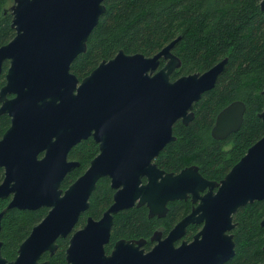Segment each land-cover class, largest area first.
I'll return each mask as SVG.
<instances>
[{"label": "water", "instance_id": "obj_1", "mask_svg": "<svg viewBox=\"0 0 264 264\" xmlns=\"http://www.w3.org/2000/svg\"><path fill=\"white\" fill-rule=\"evenodd\" d=\"M103 2L12 0L8 8L15 34L0 46V72L8 60L0 114L10 117L0 138V198L10 199L0 211V227L7 208L48 210L14 259L2 255L0 241V264H48L41 255L53 254L57 239L68 235L67 264H222L235 252L232 215L264 198V134L218 181L205 178L196 165L177 173L160 169L153 160L175 139L173 124L193 118L194 103L214 86L227 57L204 72L171 79L181 64L172 52L176 37L151 55L119 49L78 79L70 64L86 51L88 36L105 10ZM260 7L264 9V0ZM261 94L264 100V86ZM245 109L241 100L223 107L211 136L225 139L236 131ZM258 116L264 121V106ZM88 137L98 153L63 189L64 176L78 166L67 154ZM103 176L114 190L112 203L100 218L88 216L75 229ZM188 197L196 206L165 237L154 232L150 250L144 251L145 239L140 238L119 239L105 252L119 210L145 205L149 216L161 217L169 201ZM200 223L190 242L175 245L187 225ZM260 225L264 227V217Z\"/></svg>", "mask_w": 264, "mask_h": 264}, {"label": "trees", "instance_id": "obj_2", "mask_svg": "<svg viewBox=\"0 0 264 264\" xmlns=\"http://www.w3.org/2000/svg\"><path fill=\"white\" fill-rule=\"evenodd\" d=\"M261 0H104L105 10L87 39V49L70 64L78 79L87 75L103 59L113 57L119 49L127 53L151 55L178 37L172 52L181 64L171 79L193 72H204L224 57L227 61L214 86L203 92L194 103L193 118L173 125L175 139L167 143L153 160L166 172L177 173L183 167L196 165L207 179L220 180L247 148L264 134V121L258 113L264 106L261 90L264 86V9ZM0 0V46L15 34L11 13ZM163 60L160 61L162 65ZM8 60L2 64L0 88L5 82ZM234 100L245 103L240 127L225 139L211 136L217 113ZM10 117L0 114V138L9 127ZM98 153L92 137L81 140L69 150L68 160L78 166L67 172L61 187L74 181ZM4 176L0 167V182ZM114 190L107 177H100L89 198L88 208L79 216L75 228H80L88 216L98 219L112 203ZM10 197L0 198V211ZM164 216H148L145 205L131 206L113 215L108 244L121 238H148L158 227L168 231L190 210L189 200L168 202ZM48 208H7L0 227L1 253L7 260L16 257L19 244L31 228L46 214ZM264 198L239 207L232 215L231 229L235 243L234 255L222 264H261L264 261ZM189 226L187 232H194ZM69 235L57 239L53 254L44 252L48 264H67L65 249ZM147 243V248H148Z\"/></svg>", "mask_w": 264, "mask_h": 264}, {"label": "flooded vegetation", "instance_id": "obj_3", "mask_svg": "<svg viewBox=\"0 0 264 264\" xmlns=\"http://www.w3.org/2000/svg\"><path fill=\"white\" fill-rule=\"evenodd\" d=\"M179 121H180V120H179ZM180 122H181V121H180ZM214 122H215V121H214ZM181 123H182V122H181ZM174 124H175V123H174ZM174 124H173V125H174ZM213 125H214V124H213ZM211 128H212V127H211ZM172 129H173V127H172ZM210 134H211V131H210ZM67 159H68V158H67ZM159 168H160V167H159ZM160 169H162V168H160ZM215 190H216V188H214V191H215ZM204 192H206V190H204ZM204 192H202V194H203ZM187 199L189 200V203H190V210H189V212H190L191 209H192L194 206H196L197 203H193V202L191 201L190 197H188V198H186V199H183V200H187ZM169 202H170V201H169ZM167 204H168V203H167ZM135 206H136V205H135ZM145 207H146V206H145ZM146 208H147V207H146ZM167 208H168V207H167ZM189 212H188V213H189ZM147 213H148V209H147ZM188 213H187V214H188ZM185 215H186V214H185ZM185 215H184V216H185ZM148 216H149V215H148ZM154 216H156V215H154ZM184 216H183V217H184ZM100 217H101V216H100ZM156 217H158V216H156ZM180 219H181V218H180ZM180 219H179V220H180ZM179 220H178V221H179ZM178 221H177V222H178ZM177 222H176V223H177ZM176 223H175V224H176ZM175 224H174V225H175ZM174 225H173V226H174ZM192 225L195 226V228H194L195 231H194V232H187V228H188L189 226H192ZM173 226H172V227H173ZM172 227H171V228H172ZM201 227H202V223H200V224H189V225H187L186 231L183 233V235H182L177 241H175V245H178V244H179L181 241H183V240H184V241H187V242H190V241L193 239V236H194V235H195V234L201 229ZM171 228H170V229H171ZM75 229H77V228H75ZM170 229H169V230H170ZM169 230H168V231H169ZM156 231H159V232L161 233V235H160L161 238L165 237L166 234L168 233V231H165L162 227H158V228H156V229L150 234V236H149L148 238L141 237V238L145 239L144 244L141 246V247L144 249V251H148V250H150V249L155 245L156 241H152V240L150 239V237H151V236L153 235V233L156 232ZM231 233H232V232H231ZM109 238H110V237H109ZM121 239H126V238H121ZM132 239H138V238H132ZM139 239H140V238H139ZM118 240H119V239H118ZM127 240H129V239H127ZM116 241H117V240H116ZM116 241H115V242H116ZM108 242H109V241H108ZM108 242H107L106 244H108ZM115 242H114V243H115ZM147 243L149 244V245H148V248H147V246H146ZM106 244H105V245H106ZM105 245H104V249H105ZM113 245H114V244H113ZM112 248H113V246H112ZM112 248L110 249V251L112 250ZM110 251H109V252H110ZM105 252H106V250H105ZM109 252H106V253H109Z\"/></svg>", "mask_w": 264, "mask_h": 264}, {"label": "rangeland", "instance_id": "obj_4", "mask_svg": "<svg viewBox=\"0 0 264 264\" xmlns=\"http://www.w3.org/2000/svg\"><path fill=\"white\" fill-rule=\"evenodd\" d=\"M11 2H12V0H11ZM11 2H8V4H6V7H8V8H9V6H10Z\"/></svg>", "mask_w": 264, "mask_h": 264}]
</instances>
